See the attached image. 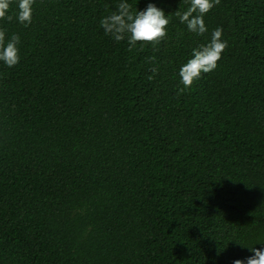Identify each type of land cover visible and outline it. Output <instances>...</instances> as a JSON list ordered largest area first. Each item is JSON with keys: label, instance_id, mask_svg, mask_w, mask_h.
<instances>
[{"label": "trees", "instance_id": "1", "mask_svg": "<svg viewBox=\"0 0 264 264\" xmlns=\"http://www.w3.org/2000/svg\"><path fill=\"white\" fill-rule=\"evenodd\" d=\"M119 2L0 20L20 37V62H0V264H233L264 247V0H220L204 35L175 15L190 0H127L165 12L158 51L105 35ZM217 27V67L180 93Z\"/></svg>", "mask_w": 264, "mask_h": 264}, {"label": "clouds", "instance_id": "2", "mask_svg": "<svg viewBox=\"0 0 264 264\" xmlns=\"http://www.w3.org/2000/svg\"><path fill=\"white\" fill-rule=\"evenodd\" d=\"M35 0H17L15 17L9 14L12 0H0V20L11 22L14 18L18 23L29 26L32 21L33 4ZM220 3V0H190L187 10H177L175 15L180 23L185 24L188 31L197 35H204L208 29L204 23V16L212 8ZM169 20L165 12L149 3L144 11L132 10V5L127 0H120L116 10L104 16L100 20V27L105 35L110 36L115 42L127 40L129 51L136 47L137 43L152 44L154 50L167 35L166 28ZM223 29L217 27L211 33L210 41L193 49L192 58L180 69L181 84L179 92L190 88L193 82L200 78L202 73H210L217 67L221 54L228 47L227 41L222 40ZM20 37L12 34L6 40V32L0 29V62L8 68L16 66L20 62L19 48ZM155 57H148L147 62L154 63ZM153 74L158 72L156 67L151 69ZM149 79H152L150 76ZM251 255L246 260L237 259L233 264H264V247L248 248Z\"/></svg>", "mask_w": 264, "mask_h": 264}]
</instances>
